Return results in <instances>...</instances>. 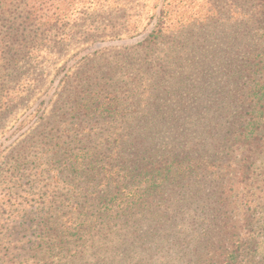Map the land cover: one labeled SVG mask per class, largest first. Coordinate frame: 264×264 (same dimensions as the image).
<instances>
[{
  "label": "rangeland",
  "instance_id": "374dc122",
  "mask_svg": "<svg viewBox=\"0 0 264 264\" xmlns=\"http://www.w3.org/2000/svg\"><path fill=\"white\" fill-rule=\"evenodd\" d=\"M55 1V13L27 21L23 1L0 0V264H212L214 247L234 232L227 214L238 218L249 208L252 220L244 231L257 241V259H264V161L256 162L249 181H240L239 151L229 139L234 130L227 131L243 103L233 102L227 111L225 101L217 103L210 113L218 117L208 134L210 156L202 161L207 170L184 186L191 195L198 190L195 201L182 205L175 220L159 223L151 238L141 232L155 226L153 220L141 221L135 233L132 222L113 224L121 218L114 217L120 197L99 205L92 199L112 198L97 171L109 158H126L116 146L141 131L145 118L162 117L164 149L171 139L180 150L193 142L190 98L180 102L162 92L171 90L178 71L164 60V46L146 47L160 13L170 40L187 35L186 48L173 45L178 53H172H182L189 68L213 72L206 81L221 83L218 100H227L228 90L239 96L232 89L239 81L223 71L240 66L249 51L264 52V7L258 0ZM109 97L113 105L94 109ZM81 98L91 110L77 107ZM180 113L189 123L165 125L168 115ZM85 145L103 161L92 172L87 164L66 167V158L81 162ZM103 223L115 233L110 242L97 236Z\"/></svg>",
  "mask_w": 264,
  "mask_h": 264
},
{
  "label": "trees",
  "instance_id": "16d2710c",
  "mask_svg": "<svg viewBox=\"0 0 264 264\" xmlns=\"http://www.w3.org/2000/svg\"><path fill=\"white\" fill-rule=\"evenodd\" d=\"M21 1H23L22 12L27 21L38 14L40 16L48 15L52 9V13H55V10L59 8V4H56L55 0ZM258 2L261 7H264V0H258ZM160 14L155 27L148 35L146 47L151 49L158 45L164 46L163 48L167 50L164 52V60L169 63L168 67L173 66V69L178 71L176 81L167 86L171 90L163 89L162 92L165 95L178 96L181 98L180 102L183 100L182 97L187 96L190 98L188 103L191 107L187 108V112L191 109L189 116L193 114V130L195 129L193 142L190 146L180 150V145L174 143L175 141L171 139L167 142L169 148L164 149L162 144L165 139L158 136V129L164 125L160 123L162 117L159 119V116L153 115L152 118H145L141 131L128 133L129 140L127 139L122 146H116V148L119 147L127 152L126 158L120 159L119 162L114 159L113 163L109 158L111 163L108 161L101 171H97V174H101V179L104 180L105 191L107 189L110 192L112 191V198L107 199L104 194L92 198L99 205L101 200H104V202L117 201L120 197L121 200L117 204V215L114 217L119 216L121 218L113 224L123 225L132 222V233L138 230L144 219L153 220L155 226L153 225L150 229L141 232V238H151L156 233L155 228L160 229L158 228L159 223H166L171 219L175 220L176 215L183 207L182 205H190L195 201L193 197L198 194V190L192 192L191 195L187 192L191 191L190 188L185 190L184 186L189 185L191 182L196 184L195 179L199 177L200 171L207 170L205 165L202 167V161L210 156L207 154L209 148H206L208 134L214 128L213 119L218 117L217 114L210 115V113L217 110V103L220 105L221 102L225 101L224 107H222L224 111H227L229 105L233 102L238 105L243 103L242 106H236L234 111H238V114H234L235 116L228 123L227 128L228 133L234 130L229 139H231L230 144L232 147L237 148L239 151L237 174L240 181H249L253 175V167L256 162L264 161V52L260 49L249 51L248 56L244 58L240 66H233L227 71H223L227 78H233L231 82L239 81L238 85L232 88L239 96L228 90L229 93L231 92L227 96L229 99L218 100V92L223 85L218 84L216 80L209 84L206 78L213 72L209 74V70L207 71L206 68L204 70L195 67L189 68L191 64L184 63L185 56L182 53L175 54L178 53L176 47L178 49L186 48L184 39L187 35L179 32L170 40L169 36L171 35L167 36L165 34L167 28L166 14L162 12ZM24 38H21L20 41L23 42ZM173 45H176V47L173 48ZM173 51L175 53H172ZM160 60L163 62L162 58ZM165 72L168 71L165 70ZM213 77L215 76L213 75ZM185 84L188 85V89H186ZM224 90L223 92H227ZM96 95L98 96L97 93ZM244 97H247V99L245 100ZM113 101L114 99L111 100V97L99 100L94 109L109 107L113 105ZM77 107L83 108V110H91L88 100L83 98L77 101ZM183 115L181 113L178 116L168 115L164 121L165 125L177 128L183 126L186 120L189 123L188 114H186V118ZM239 117L240 124L236 126ZM150 119H152L151 122H155V120H158V122L150 126ZM223 137L226 138L227 136ZM216 147L217 144H214L213 148ZM84 148L86 150L79 149L82 153L81 162H78L79 157L66 158L64 161L65 166L73 168L76 165L75 163H79L83 167L87 164L86 170L89 167L91 172L94 171L100 161H103V158L93 156L94 152L89 146L85 145ZM177 148L179 151H176ZM185 180L186 183H184ZM201 189L202 185L199 186L200 191ZM124 192L126 196H123ZM223 199L219 200L220 207L224 204ZM120 203H124L125 207H120ZM118 209L121 211L119 212ZM249 209H246L243 215L238 218L227 214L226 218L230 220V224H227V226L231 227L234 232H230L229 236L223 239L222 244L214 247V262L212 264H264L263 258L257 259L258 244L256 239L244 231L252 220V214H248ZM193 210L195 209L193 208ZM223 213L225 214V212ZM169 214H172V216L174 214V217H169ZM200 216L205 219L203 210H201ZM211 223L214 222L211 221ZM107 224L103 223L97 229L99 232L97 236L99 240L110 242L114 239L115 233H111L112 229H104ZM87 228L88 230L93 229L91 226ZM222 235H228V231L223 232ZM207 251L206 253H208Z\"/></svg>",
  "mask_w": 264,
  "mask_h": 264
}]
</instances>
